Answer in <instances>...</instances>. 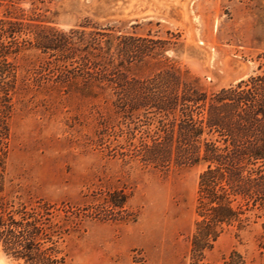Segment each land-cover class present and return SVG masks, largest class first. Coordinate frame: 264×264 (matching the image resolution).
Wrapping results in <instances>:
<instances>
[{"label": "rangeland", "instance_id": "obj_1", "mask_svg": "<svg viewBox=\"0 0 264 264\" xmlns=\"http://www.w3.org/2000/svg\"><path fill=\"white\" fill-rule=\"evenodd\" d=\"M0 1V17L43 24V37L66 34L80 51L95 32L148 39L136 49L149 54L126 67L144 85L171 66L208 94L264 73V0ZM36 33L7 39L23 49L18 73L30 87L0 91V111L12 107L7 138L0 120V264H264V207L248 201L199 246L206 165L177 159L178 135L172 161L160 158L158 127L173 117L149 101L164 91H89L83 79L112 72L80 61L68 72L81 84L55 87L68 72L35 47Z\"/></svg>", "mask_w": 264, "mask_h": 264}, {"label": "trees", "instance_id": "obj_2", "mask_svg": "<svg viewBox=\"0 0 264 264\" xmlns=\"http://www.w3.org/2000/svg\"><path fill=\"white\" fill-rule=\"evenodd\" d=\"M3 3L0 1V6ZM8 13L11 14L10 11ZM42 25L25 23L20 17L6 13L5 17H0V30L3 32L0 33V91L30 87L29 82L21 79L18 73L17 57L23 49L9 46L7 39L15 40L17 33L27 30L37 32V38L42 41L37 42L35 47L42 53H51V57L57 56L55 62L62 71L68 72L79 61L85 67L102 66L111 70L112 75L99 73L84 77L82 82L89 91H109L114 85L125 87V91H164L149 101L156 115H164L162 120L166 116L173 117L172 121H162L158 127L157 136L162 134L163 138L156 139L154 144L162 154L160 158L169 163L172 161V145L175 135H178L177 159L206 165L201 174V197L198 201L199 219H203L197 222L195 235L202 241L199 244L201 249L211 247L224 226L238 218L240 203L248 201L244 205H249V210L264 207V73L242 80L235 87L208 94L201 91L197 78L192 80L187 71L171 66L159 70L153 78L145 80L149 85H144L140 80H129L126 67L149 54L146 51L139 53L136 49L138 41L148 39L136 35L119 37L110 30L95 32L82 40L85 43L81 52L66 34L43 37L41 33L47 32V28ZM117 41L118 58L114 60L117 53L111 54V51ZM102 50H105V62H102ZM80 76L68 72L52 81L53 86H79ZM138 104L141 103L135 107L132 105L131 109L135 110ZM11 108L9 106L0 111L6 138L9 135ZM2 218L0 225L4 224ZM26 245L34 247L31 242Z\"/></svg>", "mask_w": 264, "mask_h": 264}]
</instances>
